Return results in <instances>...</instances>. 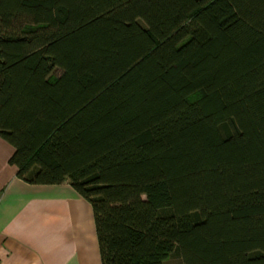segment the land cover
<instances>
[{"label": "trees", "instance_id": "16d2710c", "mask_svg": "<svg viewBox=\"0 0 264 264\" xmlns=\"http://www.w3.org/2000/svg\"><path fill=\"white\" fill-rule=\"evenodd\" d=\"M0 137L102 264H264V0H0Z\"/></svg>", "mask_w": 264, "mask_h": 264}, {"label": "crops", "instance_id": "0c3cea01", "mask_svg": "<svg viewBox=\"0 0 264 264\" xmlns=\"http://www.w3.org/2000/svg\"><path fill=\"white\" fill-rule=\"evenodd\" d=\"M0 137V264H102L92 206L68 181L32 185Z\"/></svg>", "mask_w": 264, "mask_h": 264}, {"label": "rangeland", "instance_id": "374dc122", "mask_svg": "<svg viewBox=\"0 0 264 264\" xmlns=\"http://www.w3.org/2000/svg\"><path fill=\"white\" fill-rule=\"evenodd\" d=\"M181 260L177 254H173L170 259L167 261V264H178Z\"/></svg>", "mask_w": 264, "mask_h": 264}]
</instances>
